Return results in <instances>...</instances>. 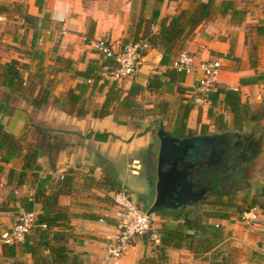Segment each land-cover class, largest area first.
Returning a JSON list of instances; mask_svg holds the SVG:
<instances>
[{"label": "crops", "instance_id": "0c3cea01", "mask_svg": "<svg viewBox=\"0 0 264 264\" xmlns=\"http://www.w3.org/2000/svg\"><path fill=\"white\" fill-rule=\"evenodd\" d=\"M37 1L0 0V5L21 6L22 13L40 17V24L44 25L39 29L36 44H33L34 30L24 25L25 21L21 14H11V18L16 19L11 22L8 20V15H0V63L8 65L13 60H17L27 64L31 72H35L40 65H43L48 75L51 71L58 77L55 81V95L59 98L66 97L70 89L84 82V79L75 76L78 72L86 71L88 65L94 61L102 63V56L94 50L92 42L106 39L115 51H119L123 45L131 42L133 31L136 30L139 22L142 19H152L155 10L159 11V18L154 27H159L164 19L175 16L180 13V9L187 10L188 7H185V2L181 5L182 0H163L161 3L158 0H43L40 10ZM199 1L209 0H196V3ZM219 1L235 3L234 0ZM233 7L240 12V15H234L233 10H229L226 15L215 16L212 20L203 23L185 41L180 53L175 55L171 67H175L182 52H188L196 61L221 59L223 67L219 75L218 88L235 91L258 88L259 83L243 86L240 82L242 79L254 78L264 73V50H257L258 52H254L256 54H252V48L256 47L250 46L245 32L247 27L251 31H256L259 37L264 35V15L257 12L253 15L248 12L247 15L244 14L242 20H239L242 27H231L232 24H228L229 19L235 21V17H243L240 7L235 4ZM44 16L47 18L44 19ZM12 23L21 24L20 29L17 28L12 36L3 34L6 29L12 27ZM157 29L159 31V28ZM27 30L30 32L25 38L23 32ZM59 58L63 61H58ZM161 60L162 54L159 51H148L135 76L117 82L123 92L122 99L127 96L133 83L146 89L152 75L165 72L168 68L161 66ZM106 70L107 68H104L103 71ZM27 75L28 73L25 76ZM103 75L105 80L107 72ZM56 77L52 76L54 80ZM198 80V74L187 75L183 87L191 91L196 88ZM108 91L107 85L103 92L90 97L95 99L98 96L92 104L96 107L102 105ZM2 92L3 89L0 87V101ZM144 93L149 94L147 90ZM136 104L139 106V99ZM52 108L53 103L42 110H36L26 101L13 98L0 114V123L8 133L16 137H22L29 131L30 140L38 139L40 135L34 127H40L46 129V133H51L53 137L62 140V149L56 156V170L52 171L48 165V158L42 156L38 163L43 167L44 175H41L43 180L40 184L22 186L19 190H15V193L27 191L35 193L38 189L50 193L54 187L51 186L54 180L59 183V178L62 180L64 175L71 177L72 182L67 188L68 192L59 197V204L67 207L73 215L68 224L69 231L73 235L68 245L72 254L77 255L84 264H140L142 259L152 257L153 251L149 246L151 242L145 237L136 239L120 259L105 261L107 247L110 239L117 232L118 225L117 208L113 199L115 191L112 189L117 184L126 187L124 181L127 175L128 177L130 175L123 156L144 148V139L135 133L128 122L118 123V116L115 113L103 119L95 118L92 113L84 118H77L60 108L54 110ZM97 133L108 134V140L97 141L95 139ZM76 138L79 141H76ZM20 166V160L14 161L6 164L4 170L0 172V205L4 195L11 192L8 186L9 172ZM119 170H124V176L120 175ZM105 182L108 184H104ZM142 189L145 190L143 187ZM147 189V193L139 190L140 192L134 197L129 193L141 208L142 206L137 202L140 203L142 199L153 202L154 193L150 187ZM156 196L157 193L155 200ZM14 213L0 212V234L7 233L14 227L16 223ZM153 222V230L158 232L163 221L153 219ZM222 225L230 235L228 241L233 239L234 243L238 242L237 244L240 245H252L253 250L260 254L262 259L260 264H264V215L259 216V222L251 227L241 228L232 221L224 220ZM167 258V264H211L208 257L196 259L187 250L168 249ZM13 263L14 259L5 257L0 250V264Z\"/></svg>", "mask_w": 264, "mask_h": 264}, {"label": "trees", "instance_id": "16d2710c", "mask_svg": "<svg viewBox=\"0 0 264 264\" xmlns=\"http://www.w3.org/2000/svg\"><path fill=\"white\" fill-rule=\"evenodd\" d=\"M42 1H37L40 10H42ZM158 1L161 3L163 0ZM233 6L232 1H223L219 7L216 0L199 1L193 10H182L179 14L164 19L157 33L153 32V28L159 18L158 10L154 11L152 19H142L135 30V35H133L135 37L133 42H146L149 50L160 51L163 55L161 66L168 69L162 74L152 75L146 89L137 83H133L124 99H122L123 92L118 87L117 81L104 80L103 74L114 70L116 63L114 59L105 58L103 55H101L102 63L94 61L88 65L86 71L78 72L75 75L84 79L83 83L78 84L74 89H70L66 93V97L57 99L54 97L55 80L48 77L43 65H40L35 72L29 71L28 75L25 76V70H30L27 64L17 60H13L8 65L0 63V87L3 89L0 114L10 100L18 98L26 101L36 110H42L53 102H60L65 105V111L68 114L77 118H84L92 113L95 118L103 119L115 113L118 116V123H127L129 116H132L138 109L137 98L146 90L149 93H154L163 92L167 88L166 90L172 92L177 87L180 93L188 91L183 87L187 74L171 67L175 55L180 53L185 41L203 23L212 20L215 16L226 15L229 10H233L234 15H240V12L234 10ZM19 7L18 13L21 14L26 26L34 30L33 44H36L39 29L44 26L40 24L41 18L24 14L21 11V6ZM10 9V5H0V15H8ZM46 18L44 16V19ZM142 30L144 31L142 32ZM58 61L62 62L63 59L59 58ZM104 68H107L106 72L103 71ZM240 83L243 86L264 84V73L254 78L242 79ZM107 85L109 91L105 102L94 109L91 108L87 103L90 100L88 98L103 92ZM203 98L212 105L208 111V116L210 120L215 121L218 132L226 130L244 131L247 128L257 133L264 132V99L261 105L252 109L250 105L242 102L240 91L222 87ZM217 104L223 105L224 110L231 114L230 124L225 121L223 114H216L214 106ZM180 108L182 113L178 116L172 134L179 138L197 135L193 130L187 129V121L193 109L192 105L183 102ZM228 124L230 128H228ZM34 128L40 135L36 143L32 142L33 138L32 141L29 139V131L22 137H16L8 133L4 125L0 123V163H2L0 172L4 170L6 164L20 160V168L18 170L16 168L11 169L8 175V186H14L16 189L29 183L40 184L43 179H38V174L42 172L43 167L39 165L38 161L42 156L48 158L50 169L56 170L55 155L62 149V140L56 136L51 137L46 133V129ZM206 129L207 125L203 127L201 134H207ZM95 139L106 142L108 134L97 133ZM149 176L151 179L152 174ZM71 182L72 178L65 176L61 182L52 187L50 193L47 190L38 189L33 197H18L14 194L12 201L0 205V212L17 213L22 210L34 212L37 206L41 207L34 234L32 236L30 234L24 243L4 247L2 252L5 257L16 259L15 264H84L77 255L72 254L68 246L69 241L73 238L68 228L73 215L67 207H62L59 204V197L68 192L67 188ZM104 184H108V182ZM122 189L121 184H117L112 190L116 193ZM259 189L258 195L243 199L242 205L234 203L232 199L228 202L222 201L221 197L214 198L216 201L213 203L211 201L207 204L203 202L215 208L213 212H201L200 205L198 207L188 206L178 210L163 209L159 211L156 214L163 220L162 227L158 231L161 245L155 246L153 256L142 259L140 264H167L168 249L187 250L196 259L201 257L206 259L210 256L211 264H232L230 256L220 250L221 246L227 242L225 233L221 227L215 228L210 220L229 221L234 215L232 211L238 215L257 207L264 211V186ZM25 256H30L31 261L20 259V257Z\"/></svg>", "mask_w": 264, "mask_h": 264}, {"label": "rangeland", "instance_id": "374dc122", "mask_svg": "<svg viewBox=\"0 0 264 264\" xmlns=\"http://www.w3.org/2000/svg\"><path fill=\"white\" fill-rule=\"evenodd\" d=\"M234 1H235L234 4L237 7H240L241 11L243 12V17L237 16V17H235V21H231L229 19L228 24H232L231 27L232 26L242 27V25H240V23H239V20H242L244 18V14L247 15L248 12H250L253 15H255L257 13H259V14L263 13L262 15H264V0H234ZM184 2H185V7L188 6L187 7L188 10H193L197 5L196 0H182L181 5H183ZM216 3H218V5H221L222 2H220L219 0H216ZM254 8H256V10H254ZM21 9L23 10V8H21ZM18 11H19L18 5L11 6V9H10L9 14L7 16L9 22L16 21V19L11 18V14L14 13L16 15L18 13ZM181 11H182V9L179 10V12H181ZM145 20H149V18L145 19ZM260 24H263V23L260 22ZM24 25H26V23ZM27 25H29V24H27ZM160 25L161 24L158 25L159 27L153 28L154 33H157V31H158L157 28L160 29ZM248 25H253V24H248ZM255 25L258 26L259 24H255ZM226 26H229V25H226ZM20 27H21V24L12 23V27H9L8 29H6L3 34H10L12 36L15 34V31L20 29ZM245 29H246L245 32L247 33V38L249 39V42L248 41L247 42L250 43L251 47H254V46L256 47L255 49L252 48L251 53L253 54L254 52H258L257 50H264V35L259 37L258 34L256 33V31H251L250 29H247V27H245ZM143 31L144 30H142V32ZM29 32H30L29 30L23 32L25 34V38H26V36H28ZM236 32L238 33L237 30H236ZM133 35H135V29L133 31ZM133 35H132V38L130 40L131 42H133L134 38H135V37H133ZM3 37H4V35H3ZM254 54H256V53H254ZM29 71L30 70L26 69L25 75H26V73H29ZM48 73H49L48 76L50 79H53L52 76L56 77L54 72L50 71ZM57 78L58 77L55 78V81ZM105 80L110 81L107 78ZM166 89L167 88H165V91H163V92H154V93H149V94L143 93L141 95V97H138L137 98V99H139L138 109L135 110V113L132 114V116L131 115L129 116V119L127 121L130 124V127H132V129L135 131V133H138L139 137L144 139L145 146H144V148H142L141 150H139L137 152L131 153L127 156H123L124 163L127 162L126 165H127V169H128V174L130 176L128 177V175H127V177L124 181L126 184V187L125 188L121 187V188L129 190L130 192L129 191L128 192L131 193L134 197L135 194L137 195L140 191H143V193H147V190H148L147 187H150V190L152 189L151 191H153V193H154L153 202H146L143 199L140 203L137 202L139 205L142 206L143 209H146L148 211L152 207V205L154 204V200H155L154 198H155V193H156V183H157V172H156V170H157L158 152H159V147H160V141H159V138L157 137V131H158L160 123L164 122L165 124H167L168 130L172 131L174 128V125L177 122L179 114L182 113V110L180 107H181V104L184 102V103H189L190 105H192V108H193L190 115H189L188 121H187V129L193 130L194 133L198 135V134L203 132V127L205 125H207V129H206L207 134L211 135V134H215L218 132L217 127L214 123L215 121L210 120L209 116H208V111L212 107V105H211V103L206 102V100L203 98L204 96H200L197 93V85H196L195 89H192L191 91L188 90L185 93H180L177 87L174 88L172 92H170ZM65 93H63V94H65ZM240 93H241L242 102L250 105L252 107V109H255L259 105H261V103L264 99V84L259 83L258 88H253L251 90H242V91H240ZM54 97H56V99L59 98L57 95H55ZM62 97H63V95H62ZM97 97L95 99L88 98L90 100H88L87 103L93 109L96 106L93 105L92 103H95V100H97ZM57 108L58 109L60 108L61 110L66 112L65 111V109H66L65 105L61 104L60 102H57V103L53 102L52 110L57 109ZM214 110H215L217 115L223 114L225 121H227L229 124L231 123V119H232L231 114L228 111L224 110L223 105L217 104L216 106H214ZM228 128H230V125L228 126ZM245 130L251 131L250 128H247ZM49 135L51 137L54 136L51 133ZM38 139L33 138V140H35L34 143H36L38 141ZM115 139L116 138H114V140ZM77 140L79 141V139L76 138V141ZM56 156H57V154L55 155V159H56ZM48 163H49V161H48ZM19 168L17 167L16 169L18 170ZM118 172L120 173V175L124 176V170H122V171L119 170ZM250 173H251V179L253 180V182H260L261 185L260 186H251L247 190L240 191L239 193H235L234 195H231L228 197L226 196L225 198H221L222 201L228 202L230 199H232L234 203H237L238 205H242L243 201H244L243 199L251 198L255 195H258V193L260 192L259 188L264 186V153L261 156V158L259 159V161L257 162L254 169H252V171ZM150 174H152L151 179L149 176ZM41 175H44V174L42 172H40L38 174V177H39L38 179H41ZM65 176L66 175H64V177ZM32 179L34 180V178H32ZM61 181L62 180H60V178H59V182H61ZM31 184L32 183H29V184H27V186H29ZM53 184L51 186H55L58 183H56V181L54 180ZM142 187L145 188V190L142 189ZM15 190H19V189L18 188L16 189L14 186H10L11 192L10 193L8 192V194L4 195V198L2 200L1 205L12 201L11 200L12 195H14V194L17 195L18 197H25V196L33 197L34 196L33 191H27L26 193L19 192V194H16ZM136 190H138V191H136ZM143 196L146 197L147 195L143 194ZM210 201L213 203L216 200L214 198H210L205 203L207 204ZM206 204H204V203L200 204V207H201L200 211L201 212H203V211L213 212L215 210V208L208 206ZM253 209H255V213L258 215V221L256 223H254V224H257L259 222V216H263L264 211L259 207L253 208ZM40 210H41V207L37 206L36 211H34L37 213V216L40 213ZM234 212L235 211H232V213L234 215L229 220V221H232L233 224L240 225L241 228L254 226V224L246 225L244 222L241 221V215H243V214L238 215V214H235ZM19 215H20V213H17V212L14 213V219H16V222L18 221ZM154 217H155L154 219H156V220L160 219L161 221H163L162 218L159 217L157 214H155ZM210 223L215 228L221 227V229H223V232L225 233V237H226L227 242L221 246L220 250H222V252L226 253V255L230 256L232 264H260L262 262L261 261L262 259L260 258V254L253 250L252 245H250V244H245V246L240 245V244H237L238 242L234 243L235 241H233V239L231 241L230 240L228 241V238H230L229 237L230 235H228V233L226 231L227 230L226 227H224L222 225L223 220L212 219V220H210ZM34 232H35V229H33L31 236L34 234ZM149 246L151 247L152 251H154L155 246L151 243H149ZM20 259L22 261H28V262L31 261V257L28 258V256L20 257ZM209 259H210V256H208V260ZM16 261L17 260L15 259L13 264H15Z\"/></svg>", "mask_w": 264, "mask_h": 264}, {"label": "built area", "instance_id": "2783aa9c", "mask_svg": "<svg viewBox=\"0 0 264 264\" xmlns=\"http://www.w3.org/2000/svg\"><path fill=\"white\" fill-rule=\"evenodd\" d=\"M92 46L105 58L114 59L116 68L107 72V79L117 82L135 76L144 57L150 51L148 44L142 41L127 43L119 51H115L106 39L94 41ZM222 67L221 59L196 61L195 57L188 52H182L175 64L178 71H183L187 75H199L197 93L201 96H206L218 88ZM113 199L117 208L118 225L117 232L110 239L107 247L105 261L120 259L126 254L132 243L139 238L148 237L154 246L161 245L159 233L153 230L154 215H150L148 210L139 207L126 189L116 192ZM241 221L246 225L256 223L258 215L255 213V209L241 215ZM36 222L37 214L35 212L22 210L14 227L0 236V250L6 246L24 243L36 227Z\"/></svg>", "mask_w": 264, "mask_h": 264}, {"label": "water", "instance_id": "95a60500", "mask_svg": "<svg viewBox=\"0 0 264 264\" xmlns=\"http://www.w3.org/2000/svg\"><path fill=\"white\" fill-rule=\"evenodd\" d=\"M157 137L160 141L157 196L148 213L155 215L163 209L178 210L188 206L198 207L202 201L206 200L208 188L196 183V175L207 171L208 168L224 159L225 151L221 149L223 136L214 134L179 138L168 130L167 124L161 122ZM261 141L263 142L261 150H263L264 133ZM244 182L246 183L245 189L261 185L260 182H253L252 179H244Z\"/></svg>", "mask_w": 264, "mask_h": 264}, {"label": "flooded vegetation", "instance_id": "af4514ba", "mask_svg": "<svg viewBox=\"0 0 264 264\" xmlns=\"http://www.w3.org/2000/svg\"><path fill=\"white\" fill-rule=\"evenodd\" d=\"M263 133L246 130H226L215 133L223 136L221 149L225 151V157L217 165L196 175V183L208 188L207 198L201 203L206 202L210 198H225L247 190L245 189L246 183L244 179H251L250 172L264 153V149L261 150L263 145L261 136ZM199 135L210 134L200 133L195 136Z\"/></svg>", "mask_w": 264, "mask_h": 264}]
</instances>
